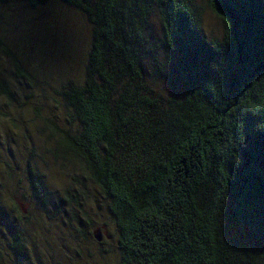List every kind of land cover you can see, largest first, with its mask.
<instances>
[{
  "label": "trees",
  "instance_id": "trees-1",
  "mask_svg": "<svg viewBox=\"0 0 264 264\" xmlns=\"http://www.w3.org/2000/svg\"><path fill=\"white\" fill-rule=\"evenodd\" d=\"M61 1L84 16L89 46L82 81L57 92L63 123L35 126L52 144L36 151L26 136L31 220L50 216L44 149L77 167L54 202L69 208L58 225L84 242L99 229L98 245L115 237L116 264H264V0ZM201 4L219 36L203 30ZM0 51L12 59L1 36ZM0 95L13 97L3 81ZM26 226L3 238L20 264Z\"/></svg>",
  "mask_w": 264,
  "mask_h": 264
},
{
  "label": "rangeland",
  "instance_id": "rangeland-1",
  "mask_svg": "<svg viewBox=\"0 0 264 264\" xmlns=\"http://www.w3.org/2000/svg\"><path fill=\"white\" fill-rule=\"evenodd\" d=\"M200 2L202 0H198V5ZM31 6L30 0L0 4V36L12 51V59L0 51V81L7 83L13 95L12 98L0 95V164L7 162L14 171L7 178L0 168V213L6 211L13 227V231L8 233V223L0 217V263L20 264L3 238L11 239L17 229L22 233L27 225L21 236L25 235V245L32 250L28 253L31 264H116L115 237H109L98 245L95 240L84 242L77 238L70 224L58 225L59 219L67 222L65 211L69 208L64 209L65 204L56 206L54 202L63 197L65 188L72 186L71 177L77 167L73 162L54 159L44 149L39 152L46 154L45 178L53 190L50 216L45 215L40 222L31 220L36 206L29 202V189L24 177L30 150L28 138L36 142H31L36 151L42 141L47 147L52 144L37 132L35 126L43 129L41 121L44 118L63 123L57 92L69 79L77 83L82 81L89 46V25L75 7L61 0H48L38 8ZM201 7L204 9L201 10L203 30L219 36L222 33L221 21L204 4ZM18 68L27 72L25 79L18 76ZM39 108V114H36ZM44 130L46 133L47 129ZM38 161V158L37 161L32 159L31 164L37 162L39 166ZM87 186L93 193V186L90 183ZM7 199H14L17 206L19 204L23 218L17 216V211L9 210ZM90 203L91 200L89 206ZM87 211L92 219L98 216L94 202ZM26 216L29 218L25 219Z\"/></svg>",
  "mask_w": 264,
  "mask_h": 264
},
{
  "label": "water",
  "instance_id": "water-1",
  "mask_svg": "<svg viewBox=\"0 0 264 264\" xmlns=\"http://www.w3.org/2000/svg\"><path fill=\"white\" fill-rule=\"evenodd\" d=\"M92 235L96 241H101V233L99 229L93 230Z\"/></svg>",
  "mask_w": 264,
  "mask_h": 264
},
{
  "label": "bare ground",
  "instance_id": "bare-ground-1",
  "mask_svg": "<svg viewBox=\"0 0 264 264\" xmlns=\"http://www.w3.org/2000/svg\"><path fill=\"white\" fill-rule=\"evenodd\" d=\"M55 178V177H54ZM58 178V177H57ZM27 243V242H26Z\"/></svg>",
  "mask_w": 264,
  "mask_h": 264
}]
</instances>
